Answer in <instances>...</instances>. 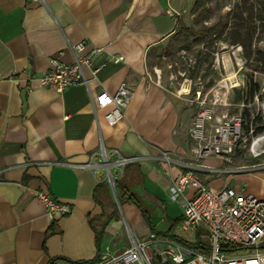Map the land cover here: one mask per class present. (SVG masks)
I'll return each mask as SVG.
<instances>
[{
  "label": "crops",
  "instance_id": "obj_1",
  "mask_svg": "<svg viewBox=\"0 0 264 264\" xmlns=\"http://www.w3.org/2000/svg\"><path fill=\"white\" fill-rule=\"evenodd\" d=\"M176 21L169 0H0V264H91L96 231L100 250L114 251L134 237L173 233L183 208L168 189L183 171L180 163L191 161L193 143L178 125L186 110L150 75L146 55L174 33ZM80 41L83 52L97 50L82 68L86 83L61 92L39 87L36 76L49 60L73 62ZM122 81L131 94L122 119L110 126L94 98L116 92ZM100 144L109 159L133 158L124 184L143 213L101 168L81 166L98 159ZM201 163L219 170L195 171L206 186L264 199V168L239 169L217 156ZM37 190L71 212L50 221ZM193 192L188 186L184 196Z\"/></svg>",
  "mask_w": 264,
  "mask_h": 264
},
{
  "label": "built area",
  "instance_id": "obj_2",
  "mask_svg": "<svg viewBox=\"0 0 264 264\" xmlns=\"http://www.w3.org/2000/svg\"><path fill=\"white\" fill-rule=\"evenodd\" d=\"M84 48V41L73 44L74 59L71 63L51 58L48 69L36 76L38 86L61 92L67 86L86 83L82 68L89 66L97 50L83 52ZM116 59L122 57L117 56ZM217 85V88L213 84L207 90L211 93L209 100L212 105L200 108L188 129L193 143L191 161L180 163L183 171L168 189L169 199L178 202L183 208V215L175 225L173 233L134 237L121 251L106 247L96 254L91 264H264V199L231 186L211 188L203 184L195 174L199 169L219 171L202 164L203 158L217 156L229 161L235 146L241 145L254 158L264 153V129L255 132L256 125L250 120L245 132L243 124L246 121L241 112L219 116L214 114L213 107L216 102L227 103L229 90L233 87L226 83ZM201 88L203 86L195 90L194 97L200 104L205 101ZM130 94V87L122 81L116 92L102 90L95 95L94 105L105 109L103 117L108 125L113 126L122 119ZM251 102L259 105V126L264 127V100H259L257 93L251 100L245 101L243 98L238 105L240 109H246ZM253 117L251 114L250 119ZM96 154L97 160L81 166L93 170L105 169L107 182L111 186L121 175L124 165L133 159L117 156L111 162L109 151L102 144ZM163 157L169 163L175 162L168 152H163ZM112 166H122L115 178L110 173ZM260 168H264V162L239 167ZM188 186L194 188L193 195L189 198L184 196ZM36 198L44 205L50 221L65 216L72 210L68 203L55 199L46 191L37 190Z\"/></svg>",
  "mask_w": 264,
  "mask_h": 264
},
{
  "label": "rangeland",
  "instance_id": "obj_3",
  "mask_svg": "<svg viewBox=\"0 0 264 264\" xmlns=\"http://www.w3.org/2000/svg\"><path fill=\"white\" fill-rule=\"evenodd\" d=\"M195 1L169 0L170 10L176 19H181L195 29L200 28L201 24L213 25V33L202 35L196 32L184 38L176 27L174 33L155 47V55L147 64L150 75L159 79L166 89L177 96L176 103L180 112L183 113L186 110L187 120L178 125L182 136L189 143L191 139L188 129L197 111L212 105V101L209 100L211 93L207 90L213 84L215 88L218 87V83L233 85L229 90L227 103L217 101L214 105L216 116L242 113L243 109H240L238 105L240 101H236L237 90H243L244 93L250 82L258 83L257 95L259 100H264V62L255 60L254 57L246 60L242 48L238 49L240 45L229 41L235 5L242 0H199L196 11L192 13L191 8ZM198 12L202 14V18L196 16ZM224 26H226L225 31L219 34ZM252 48L253 50L264 49V29L258 23L252 38ZM201 86H203L202 97L205 99L202 104L195 100V91H191L192 88L200 89ZM182 88L187 91H182ZM221 89L224 91L223 87ZM246 109L250 115L261 114L256 102H251ZM229 159L227 162L235 166H246L255 162H264V153L254 158L240 145L234 147ZM109 160L114 162L113 159ZM121 167L112 166L110 173L114 176L113 178L119 175ZM101 172L104 180L107 181V171L101 168ZM164 227L158 226L160 229Z\"/></svg>",
  "mask_w": 264,
  "mask_h": 264
},
{
  "label": "trees",
  "instance_id": "obj_4",
  "mask_svg": "<svg viewBox=\"0 0 264 264\" xmlns=\"http://www.w3.org/2000/svg\"><path fill=\"white\" fill-rule=\"evenodd\" d=\"M199 4V0H196L191 8L192 13L196 11ZM196 16L202 18L201 13H197ZM233 23L229 30L230 33V43L239 44L242 48V52L246 60H251L253 57L255 60L264 62V49L262 50H253L252 48V38L255 32L256 23H258L262 29H264V0H242L240 3L235 5V10L233 12ZM176 27L178 28V32L184 38H188L190 34L200 33L202 35L213 33V25H205L201 24L200 28L195 29L193 26L185 24L181 19H177ZM225 27L219 31V34L225 31ZM155 53L153 51H148L146 57L149 62V59L153 57ZM211 81L209 82V84ZM196 89L192 88L191 91L194 92ZM259 92V86L257 82L249 83L246 87V91L243 93V90H237L236 101H240L243 98L246 100H251L254 94ZM242 114L246 119V123L243 124V129L246 132L248 127V122L251 120L253 124H256L255 132H260L264 127L259 126L260 118L258 115H255L252 119H250V114L247 109H243ZM133 162H128L124 165L122 174L115 180L114 189H120L121 192L125 195L127 200L134 202L142 211L143 209L140 204V200L137 195L131 192L126 185L124 184V171L126 167ZM144 216H146L144 214ZM102 231H96L95 234V242H96V254L100 251L99 242L101 239ZM94 259V258H93Z\"/></svg>",
  "mask_w": 264,
  "mask_h": 264
},
{
  "label": "bare ground",
  "instance_id": "obj_5",
  "mask_svg": "<svg viewBox=\"0 0 264 264\" xmlns=\"http://www.w3.org/2000/svg\"><path fill=\"white\" fill-rule=\"evenodd\" d=\"M185 87H186V85H185ZM183 89V88H182ZM182 91H187L186 89H183ZM106 166H108V164H106Z\"/></svg>",
  "mask_w": 264,
  "mask_h": 264
},
{
  "label": "water",
  "instance_id": "obj_6",
  "mask_svg": "<svg viewBox=\"0 0 264 264\" xmlns=\"http://www.w3.org/2000/svg\"><path fill=\"white\" fill-rule=\"evenodd\" d=\"M112 188L114 189V185L112 186Z\"/></svg>",
  "mask_w": 264,
  "mask_h": 264
}]
</instances>
